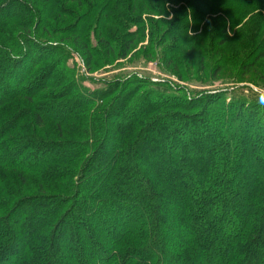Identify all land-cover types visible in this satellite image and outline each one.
<instances>
[{"label": "trees", "instance_id": "1", "mask_svg": "<svg viewBox=\"0 0 264 264\" xmlns=\"http://www.w3.org/2000/svg\"><path fill=\"white\" fill-rule=\"evenodd\" d=\"M4 1L6 0H0V15L4 8H9V3H14V0ZM125 1L122 8L120 0L41 1L43 10L45 6L50 7L48 12L29 3L23 7L28 12L27 21L29 25H33L35 35H41L47 30V26L41 28V25L51 16L49 11L56 10L57 15H61V5L72 4L71 15L84 21L81 32L90 30V20L97 16L96 40L102 44V48H106L107 53L114 51L111 42H117L119 36L104 34L103 24L121 27L125 31H122V38L118 41V56L125 58L139 31L136 29L131 33L129 29H125L127 24H139L131 12L164 14L162 7L165 0ZM250 1L252 0L167 2L190 9L196 8L194 15L199 16L203 14V7L219 3L242 5ZM114 2L119 7H115ZM138 3L140 6H137ZM83 6L86 10L81 12L83 15L80 17L75 8ZM183 27L184 30L181 26L180 31L173 29L171 35L183 33L186 37L188 28L186 25ZM25 33L10 37V41L4 39L5 43L0 42V68L4 62L22 64L29 54L27 44L31 45L32 40L38 44L35 45L37 47L39 43L42 44L44 38H40L43 35L36 37L33 34L35 39H31V35L27 36ZM153 35L151 39L155 38L158 46L165 42L164 37ZM2 37L7 38L5 35ZM78 40L77 36L73 37V44H78ZM173 46L175 45L171 43L166 48L176 51ZM56 47L57 44L53 45V50L56 51ZM79 48L80 50L70 44L59 51L60 56L67 57L68 49L75 50L81 57L96 55L97 52V49L89 47L86 39ZM263 52L261 49L257 52V59L252 63L246 61L247 64L245 62L242 66L252 68L258 60L264 58ZM180 74L183 77L182 71ZM132 82L133 88L126 97H123L126 87H119V84L97 92L93 97H90L92 92L80 87L86 94L78 92L75 95L72 103L75 113L72 117H64L65 121L59 119L56 126V135L60 140L65 135L63 128L67 129L62 127L63 122H75L78 125L77 130L70 131L74 142L72 145L67 142V146L63 147L62 141L36 137L40 131H35L34 123L37 128H42L44 118L38 109L36 111L35 106L32 107L35 112L31 116L34 123L26 128H29L26 133H10L15 130H10L11 128L19 126L25 109L23 114H15L11 120L0 125V146L7 148L3 155L8 157L13 152L22 153L28 148V156H22L31 160L29 169H40L38 180L47 185L46 191L53 189L56 192L54 196L42 192L17 199L21 208L31 205L33 211L22 210V220L15 219L12 213L10 218L7 217L18 228H23L25 233L23 244L9 264H105V258L110 260L109 264H264V176L259 175L256 181H250L241 173L248 169L246 162L264 170V100L246 103L244 99H238L242 102L235 103L234 100L227 102L223 97L213 100L210 94L197 97L170 92L158 94L150 91L147 85L160 84L136 78ZM25 97L28 102H33L31 96ZM113 100L120 102L114 103ZM78 104L80 107L76 106ZM33 110L31 109L32 113ZM123 114L129 119L125 124L126 129L124 126L120 127V116ZM180 117L190 120L181 123L178 121ZM190 121L194 128L188 130ZM161 125H167L168 128L163 140L168 143L163 151H159L162 160L166 156L171 159L183 157L182 153L178 154L179 144L173 143L175 137L188 136V139L179 141L185 148V153H191L190 142L197 141L205 154L201 162L198 157L186 156V161L193 165L201 163L202 169L198 177L187 175L190 168L185 163L168 166L162 161L155 162L162 168L167 167L168 175L160 172L157 176L167 184L163 194L156 192L153 184H146L150 183V179L146 180L143 174L144 159H149L153 154L152 143L159 138ZM112 132L116 135H112ZM109 139L112 141L108 146ZM20 146L23 147L21 150ZM67 149L72 152L69 157L66 156ZM56 155L65 158L58 159L54 157ZM50 157L51 161L44 162ZM134 157L137 159L135 164L132 163ZM67 159L71 161L66 162ZM12 160L0 159V164L8 169L7 166L14 163ZM54 160L55 164L51 165ZM59 162L69 167L62 168ZM13 167L17 170L22 168ZM92 169L97 172H92ZM103 173L108 174V180L104 183L105 192L104 189L101 192V184L95 182ZM18 175L23 179L21 173ZM141 181L145 186L140 185ZM133 183L138 186L134 187ZM245 183L249 185L246 190L243 188ZM167 196L174 198L180 206L164 210L174 211V216L178 217L177 223H183L189 229L184 234L180 229L170 230L175 236L171 243L174 248L171 249L165 241L167 236L170 241V236L167 235L168 232L162 231L165 218L162 203L164 199L167 200ZM1 198L6 197L4 195ZM92 217H98L100 223L95 224L90 219ZM1 218L3 217H0V262L11 251L15 239L14 229L9 221ZM106 238H109L108 242H104ZM74 243H78L80 248L76 250ZM97 252L101 255L98 256Z\"/></svg>", "mask_w": 264, "mask_h": 264}, {"label": "rangeland", "instance_id": "2", "mask_svg": "<svg viewBox=\"0 0 264 264\" xmlns=\"http://www.w3.org/2000/svg\"><path fill=\"white\" fill-rule=\"evenodd\" d=\"M39 1L14 0V3L8 4L9 8L3 9L4 12L0 15V17H4L3 19L0 18L1 43H5L7 39L10 41V37L17 36V34L19 35L26 31H29L25 33L27 36L31 35V39L34 38V27L32 24H28V12L23 6L29 3L43 10L41 1L44 0H41L40 4H38ZM167 1H164L162 7V13L164 14L146 15L131 12V15H135V21L139 22V24H127L125 29H129L131 33L136 29L139 31L137 32L138 35L135 38L134 44L125 58H119L118 56L120 49V42L118 41L122 38V31L124 30L121 27L103 24L104 34L119 36L117 42H111V47L114 51L107 53L105 51L106 48H102V44L96 40L95 24H97V16L90 20V26H88L90 30L81 32L84 21H80L81 18L71 15V11H73L72 4L61 5V15H57L58 11L56 10L49 11L51 16L46 20L44 25H41V28L47 26V30L41 33V35L34 34L36 37L43 35L40 38H44L42 44L39 43V47H37L35 46L37 44L35 40H32V46L27 44L29 46V54L22 64L20 62H4L0 68V125L11 120L15 114H23V110L25 109V115L22 116L19 126L11 128L10 130H15L10 133H26L25 131L29 129L26 128L34 123L31 116L35 112L32 107L35 106L36 111L38 109L40 115L44 118L42 128L40 126L37 128V125L34 123L35 131L37 129L40 131L36 137L47 140L53 139L56 142L62 141L63 147L67 146L68 143L72 145L74 142H72L73 139L71 138L73 137L70 131L77 130L76 127L78 125L75 122H63L62 127L67 129L63 128L65 135L60 140L56 135L58 133L56 126L59 119V121L64 120V117L68 115L72 117L75 113L76 109L72 105L75 95L78 92L83 95L86 94L80 87H84L85 90L92 92L90 97H93L95 93L103 92L119 84V87H126L123 95V97H126L129 94L128 91H131L133 88L132 81H134V78L160 84L147 85L150 91H155L158 94L170 92L172 94L177 93L181 96L187 95L188 97L210 94L213 100L217 98L222 99L223 97L227 102L234 100L235 103H241L242 101L238 99H244L246 103L254 100L258 103L262 102L264 100V58L258 60L252 68L244 67L242 64L246 61L252 63L253 60L257 59V52L261 49L264 51V0H252L242 5L235 3L214 4L206 8L203 7V14L199 16H197L198 14L194 15L196 8L181 7L178 4L174 5ZM125 2V0H120V8L124 7ZM44 4L48 5L47 3ZM113 4L115 7H119L118 3L114 2ZM137 6H140V4L138 3ZM49 8V6H45L43 11L48 12ZM75 9L80 13L78 14L80 17L83 15L81 12L86 10L84 6L83 8ZM175 11L176 13H174ZM192 15L194 16L192 17ZM149 24H151V27H149ZM184 25L188 28L186 37L183 33H179L177 36L171 35L173 29L180 31V27L182 26L184 30ZM3 35L7 36V38L2 37ZM152 35L164 37L163 41L165 42L161 46H158L156 39H151ZM182 35L184 36L182 37ZM75 36L79 38V45H82L86 39L89 47L97 49L96 55L91 54L88 57H81L75 50L68 49L67 57L60 56L59 51H62L63 47L69 46L70 44L80 50L79 47L81 45L78 46V44L75 42L73 44L72 42ZM172 39L173 42H171ZM171 43L175 45L173 47H175L176 51L166 48ZM55 44H57L56 51L52 48ZM180 71L183 72V77H180L182 76ZM42 76L44 79H42ZM43 86L46 87L44 88ZM25 96H31L30 98L33 102H28ZM112 102H120V100H113ZM76 106L80 107L79 104ZM120 117L123 119V121L121 119L120 127L124 126L126 129L125 124H127L129 119L124 117V114ZM187 120L190 119H185L184 117L178 118V121L181 123H186ZM191 123V121L188 122V130L194 128ZM87 129L90 130L92 128ZM159 130V140L157 139L152 143L153 149L151 151L153 154L149 159H144L143 174L146 180L150 179V183L147 182L146 184H153L156 192L163 194L167 184L163 183L157 176L160 172L168 175V171L167 167L162 168L155 162L162 161L164 164L167 163L168 166L169 164L185 163L190 168L187 175L190 177H198L202 169L201 163L193 165L189 161H186V158L195 156L201 162L205 154L204 150L198 146L197 141H191V153H185V148L180 145L181 142L179 141L188 139V136L186 138L175 137L176 140L174 139L175 141L173 143L176 145L179 144L178 154L182 153L183 157L181 159L176 157L171 159L169 156H166V159L170 160H162L160 152L165 149L166 143H168L167 141H163L168 131L167 125H161ZM112 135H116V133L112 132ZM111 141V139L107 141L108 146ZM21 147L19 148L20 150ZM27 149H24L22 153L13 152L8 157H5L3 153L7 148L0 146V159H13V166L22 167L17 170V168L11 165L7 166L8 169H5L0 164V204H2L0 217L2 216L3 218L1 219H6L7 222L9 221V224L15 232V239L11 251L6 254L0 264H9L10 260L17 255L19 246L23 244V237L25 236V233H23L24 230H22L23 228H18L7 217L10 218V213H12L13 217L19 220L22 217L20 214L22 210L33 211L31 205L21 208L19 205L20 202L17 199H21V196H33L38 193L41 194L42 192L53 196L56 193L53 189L46 191L47 185L38 180L40 169H29L31 160H27L22 156V154L28 156L30 151ZM63 149L65 150V148ZM71 153L67 149L66 156L69 157ZM43 156L47 159L45 155ZM54 157L58 159L65 158V156L60 157L59 155ZM51 160L52 157L46 161L42 158L44 162ZM136 160L134 157L132 163L135 164ZM65 161L68 162L69 160L67 159ZM62 163L59 162L62 168L66 169L69 167ZM54 164L55 160L51 165ZM246 165L248 168L247 171H242L241 173L248 177L250 181H256L259 175L264 176V170L262 168L258 169V167L256 168L250 162H246ZM95 171L92 169V172ZM19 173L23 175V179L19 177ZM145 177L143 178L145 179ZM107 180L108 174L106 173H103L102 176L95 179L97 184H101V192ZM140 185L145 186V183L141 181ZM133 186L137 187L138 184L133 183ZM243 188L246 190L249 188V185L245 183L243 184ZM4 195L6 198H1ZM174 206H180V203L175 201L174 198L168 197L167 200H163L162 212L165 214V218L163 220L162 231L168 232L167 235L170 236V241L168 236L165 240L169 249L174 248L171 243L175 239L173 232L170 231L171 229L183 230V234L189 231L183 223H177L178 217L176 215L174 216V211L164 210L170 207L173 208ZM90 219L95 224L100 223L98 217H95V219L92 217ZM108 239L106 238L104 242H108ZM74 244L76 250L80 248H78V243ZM97 254L98 256L101 255L100 252H97ZM59 259H61V255ZM109 261L105 258V264H109Z\"/></svg>", "mask_w": 264, "mask_h": 264}]
</instances>
